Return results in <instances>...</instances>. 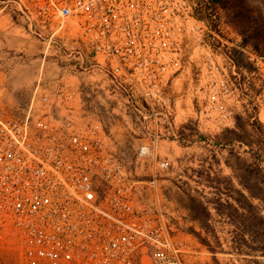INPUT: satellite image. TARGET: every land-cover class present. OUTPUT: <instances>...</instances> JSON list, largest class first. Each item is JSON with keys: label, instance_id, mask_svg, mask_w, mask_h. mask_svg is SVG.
<instances>
[{"label": "built area", "instance_id": "2783aa9c", "mask_svg": "<svg viewBox=\"0 0 264 264\" xmlns=\"http://www.w3.org/2000/svg\"><path fill=\"white\" fill-rule=\"evenodd\" d=\"M10 1L48 48L56 43L71 57L76 76L91 77L80 85L162 107L144 118H169L174 109L162 89L191 73L194 56L212 50L197 0ZM43 89L20 115L0 104V249L34 264H144L145 257L184 264L160 208L158 179L138 171L165 131L151 129L138 159L127 161L101 124L58 110L75 101L74 83Z\"/></svg>", "mask_w": 264, "mask_h": 264}, {"label": "rangeland", "instance_id": "374dc122", "mask_svg": "<svg viewBox=\"0 0 264 264\" xmlns=\"http://www.w3.org/2000/svg\"><path fill=\"white\" fill-rule=\"evenodd\" d=\"M197 3L196 12L206 23L205 40L212 50L208 48L204 54L194 56L191 73L181 75L172 88L162 89L174 109L169 118H144L143 114L163 111L162 107L126 101L123 94L106 87L85 89L91 94H85L79 104L74 101L58 110L67 113L72 109L80 121L101 124L108 134L109 146L127 161L138 159V147L150 138L151 129L165 131L156 152L144 157L138 171L144 180L154 175L158 179L160 208L173 227L184 264H264V257H256L249 250L239 254L232 247L239 227H256L250 221L252 213L245 197L260 205L264 199V39L256 40L253 32L255 23L264 22V0ZM3 5L7 8L0 16L10 13L16 32L12 39L15 46L9 52H0V104L20 115L28 110L35 96L44 93L43 87L54 93L58 83H72L74 72L71 57L56 43L48 48L30 31L17 18L13 2L0 0ZM241 16L247 29L244 34L250 39L247 44L243 43L239 27ZM7 22L6 18L0 19V38L5 41L1 32L7 29ZM205 62L216 68L207 66L203 71ZM67 90L72 94V87ZM155 160H165L166 167H155ZM219 198L225 202V213L232 214L238 222L217 212ZM200 200L210 208L213 217L207 225L217 232L222 243L216 254L219 262L190 232L191 228L202 230L196 218L202 214ZM226 200L235 206L240 200L244 202L245 222H240ZM210 239L219 245L218 239L211 235ZM0 264L34 263L2 248ZM144 264H150L147 257Z\"/></svg>", "mask_w": 264, "mask_h": 264}, {"label": "trees", "instance_id": "16d2710c", "mask_svg": "<svg viewBox=\"0 0 264 264\" xmlns=\"http://www.w3.org/2000/svg\"><path fill=\"white\" fill-rule=\"evenodd\" d=\"M213 1H221V0H213ZM242 15V13H241ZM243 16L239 18V27L241 28V34H243V43L247 44L249 43V38L248 35L244 34L247 30L245 29V23L243 20ZM254 37L256 40L258 39H264V22L262 23H255L254 26ZM255 49L258 51V44L256 45ZM247 200V203L249 205L250 212L252 213V216L250 217V221L256 224L255 229L251 228H245V227H239L235 232L236 235L234 236V250L239 253V254H245L247 250L250 252H253V255L256 257H264V199L261 198L263 201V205L256 204L251 202L247 197H245ZM239 205H233L229 200H226V203L234 208V210L238 213V216L240 217V222H245L244 216H245V210H247L246 205H244V202L242 200L238 201ZM199 206L202 208V214L201 216L196 217L197 220L201 224L202 230H197L195 228H191L190 232L195 235L199 241L206 245L208 249L214 254L215 260L218 261L216 254L218 252V248H222V243L219 240V235L215 230H211L209 226L207 225V222L212 219L213 214L208 207L204 203V201L200 200L199 201ZM225 205V202L222 201L221 198L217 200L215 208L217 209V212L219 214H227L229 218L235 222H238V220L233 219V215L230 213H225L224 209L222 206ZM203 232L206 233V235L203 234ZM210 235L213 236L214 238L218 239V244L216 245L213 243V241L210 239ZM256 258V262L258 263L259 261Z\"/></svg>", "mask_w": 264, "mask_h": 264}, {"label": "crops", "instance_id": "0c3cea01", "mask_svg": "<svg viewBox=\"0 0 264 264\" xmlns=\"http://www.w3.org/2000/svg\"><path fill=\"white\" fill-rule=\"evenodd\" d=\"M6 8H7V5L0 6V14ZM5 18L8 21L6 23L8 25V27L6 30L2 31L1 33L4 34L6 41H5V39L0 38V40L3 41V46L0 47V52H9V50L15 46V43L12 40L13 36H15V32H16L15 27L12 26L13 22H15L14 18L10 15V13H5L4 15L0 16V19H5ZM10 21H12V22H10ZM23 44H25V40H24ZM82 81L86 82V79L73 74L72 83L75 84V88H76L75 103H78V104L80 103V100L83 99V97L86 98L85 94H88V95L91 94V92L89 90L85 91V89H94L93 87L88 88L89 86H87V85H80Z\"/></svg>", "mask_w": 264, "mask_h": 264}]
</instances>
